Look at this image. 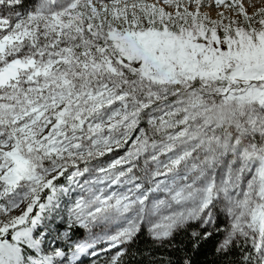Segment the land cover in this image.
I'll list each match as a JSON object with an SVG mask.
<instances>
[{"label":"snow or ice","instance_id":"1","mask_svg":"<svg viewBox=\"0 0 264 264\" xmlns=\"http://www.w3.org/2000/svg\"><path fill=\"white\" fill-rule=\"evenodd\" d=\"M209 240L264 264V0H0V264Z\"/></svg>","mask_w":264,"mask_h":264},{"label":"trees","instance_id":"2","mask_svg":"<svg viewBox=\"0 0 264 264\" xmlns=\"http://www.w3.org/2000/svg\"><path fill=\"white\" fill-rule=\"evenodd\" d=\"M138 243H139V246L141 248L150 247V245H146L142 242H138ZM213 244H214V240H209L202 245L201 254H199L196 257L199 264H204L205 261H211L213 259L212 255H211V249L213 247ZM170 251H171V249H169L167 251H165L164 249H160V252L157 253V256L159 257L161 254H163V258H167ZM137 258L139 259V257H137Z\"/></svg>","mask_w":264,"mask_h":264}]
</instances>
